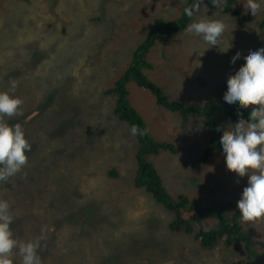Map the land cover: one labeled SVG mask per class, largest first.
<instances>
[{
	"label": "rangeland",
	"instance_id": "obj_1",
	"mask_svg": "<svg viewBox=\"0 0 264 264\" xmlns=\"http://www.w3.org/2000/svg\"><path fill=\"white\" fill-rule=\"evenodd\" d=\"M186 2L0 0V63L8 59L5 70L20 71L24 93L18 114L5 119L15 124L21 115L31 143L25 166L0 188L21 194L23 213L38 228L30 239L40 238L41 264H264V219L242 225L255 230L257 260L249 259L240 242L210 248L171 228L173 213L134 183L139 141L129 121L115 114L117 96L106 93L125 74L154 22L176 21ZM242 2L233 6L249 22L225 13L226 0L218 8L203 1L195 14L194 19L223 20L220 45L210 47L187 33L191 18L163 33L147 54L152 67L142 73L177 108L159 103L134 81L125 86L130 108L161 146L148 161L157 165L173 201L183 195L237 208L247 186V174L228 170L221 150L201 160L210 122L222 130L233 123L205 105L224 102L228 76L264 47V5L251 16ZM237 52L241 58L233 64ZM199 105L200 114L180 110ZM215 222L206 220L208 228Z\"/></svg>",
	"mask_w": 264,
	"mask_h": 264
},
{
	"label": "clouds",
	"instance_id": "obj_2",
	"mask_svg": "<svg viewBox=\"0 0 264 264\" xmlns=\"http://www.w3.org/2000/svg\"><path fill=\"white\" fill-rule=\"evenodd\" d=\"M211 3L218 8L224 0H211ZM242 3L246 12L256 16L264 0H243ZM199 7V2H195L183 9L185 16L193 18L185 31L201 37L210 47L220 45L225 31L223 20L194 19ZM220 50L226 51L221 47ZM240 58L237 52L231 63ZM226 84L223 101L229 107L247 109L249 105L255 106L251 108L248 119L240 118L234 124L229 123L219 139L226 168L239 177L246 174L248 177L247 186L237 201L239 218L241 222H255L264 219V47L250 52L243 60V67L234 75H229ZM16 87L17 82L11 80L9 88L0 91V182L19 173L31 151V143L21 124H11L5 119L17 115L23 103L14 94ZM236 115L240 117L241 113L237 112ZM139 131L136 125L130 129L132 135H137ZM10 207L7 199L0 198V264H14V249L21 258L20 264H41L38 255L40 238L24 241L14 236L11 228L14 216Z\"/></svg>",
	"mask_w": 264,
	"mask_h": 264
},
{
	"label": "trees",
	"instance_id": "obj_3",
	"mask_svg": "<svg viewBox=\"0 0 264 264\" xmlns=\"http://www.w3.org/2000/svg\"><path fill=\"white\" fill-rule=\"evenodd\" d=\"M203 1L211 0H187L183 9L195 2H199V5H201ZM235 1L236 0H226L224 8L225 13L234 15L241 23L251 21L252 19L250 16L244 15L234 8L233 4ZM190 20L191 18L185 16L182 10L180 18L176 21L167 23L160 20L155 21L145 39L134 50L132 62L125 74L121 76L116 81L115 85L108 89L106 93L107 95L117 96L115 114L122 120L129 121L131 126L136 125L140 130L137 134L139 141L136 155L138 167L134 183L137 188H145L159 204H162L167 210L173 213L174 219L171 223V228L177 232L194 235L203 246L210 248H214L220 243H223L227 247H232L237 242H240L245 246L249 259L257 260L259 258V253L253 248L255 242L253 234L255 230L252 227L248 229L243 228V222H241L239 218L240 214L237 208H233L231 204L217 205L212 203H198L183 195H181L177 201L171 199L168 191L163 185V180L158 168L152 162L148 161L149 156L158 154V150L161 146L154 142L151 136H149L143 120L135 109L130 108L128 99L125 97L127 95L125 89L126 84L129 81H134L140 87L146 88L154 93L159 103L166 104L167 106L171 105L173 108L178 107L168 102L161 89L152 83L141 70L143 67H152L146 60V56L154 46L156 40H158L163 33L173 31L175 29L173 25L183 26L189 23ZM262 27H264V20L262 22ZM10 62L11 61L8 59H3L2 63H0V76L2 74V80L0 77V91L7 90L9 88V82L15 80L17 82V87L14 94L22 98L24 93L21 91L22 78L20 71L18 70L11 74L5 70L6 64ZM208 107L226 114L229 119L235 123L240 118L245 120L248 119L251 108L255 106L249 105L247 109L240 106L229 107L224 102L211 100L207 102L204 109ZM180 110L183 112L200 114L196 112L200 110V105L187 107L186 110L180 107ZM237 112L241 113L240 117L236 115ZM20 118L21 115L18 117L16 116L15 122L21 124L23 121L21 122ZM10 123H12L11 118ZM210 123L211 130L208 133L209 145L205 150V155L203 154L201 158L202 161L207 160L217 150H220L219 139L223 130L220 125V130H218L214 122L211 121ZM111 175L117 176L115 172H112ZM21 187L22 186H16L18 190ZM14 193H16L18 198ZM0 198L7 199L10 203V210L14 216L11 228L12 230L18 229L17 232H13L14 236L18 240L24 241L35 236L38 233V228L31 223L29 214L23 213L24 205L21 194L17 190L14 191V188L5 186L4 188H0ZM207 219H214L216 221L214 227L208 228L206 223ZM17 256L19 255L14 249L13 258L15 259Z\"/></svg>",
	"mask_w": 264,
	"mask_h": 264
},
{
	"label": "crops",
	"instance_id": "obj_4",
	"mask_svg": "<svg viewBox=\"0 0 264 264\" xmlns=\"http://www.w3.org/2000/svg\"><path fill=\"white\" fill-rule=\"evenodd\" d=\"M157 154L152 155V157H156ZM155 166L157 167V165L155 164ZM216 190H213V192H215ZM198 202H200L199 200H197Z\"/></svg>",
	"mask_w": 264,
	"mask_h": 264
},
{
	"label": "flooded vegetation",
	"instance_id": "obj_5",
	"mask_svg": "<svg viewBox=\"0 0 264 264\" xmlns=\"http://www.w3.org/2000/svg\"><path fill=\"white\" fill-rule=\"evenodd\" d=\"M25 119H26V118H25ZM22 121H23V120H21V122H22ZM24 121H25V120H24ZM26 121H29V120H26ZM26 121H25V122H26Z\"/></svg>",
	"mask_w": 264,
	"mask_h": 264
},
{
	"label": "bare ground",
	"instance_id": "obj_6",
	"mask_svg": "<svg viewBox=\"0 0 264 264\" xmlns=\"http://www.w3.org/2000/svg\"><path fill=\"white\" fill-rule=\"evenodd\" d=\"M236 117V116H235ZM219 147V146H218ZM208 151V150H207ZM94 259V258H93ZM102 264H104V263H102Z\"/></svg>",
	"mask_w": 264,
	"mask_h": 264
}]
</instances>
